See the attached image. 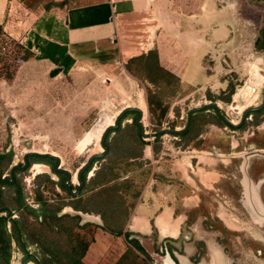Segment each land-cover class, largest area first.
I'll return each instance as SVG.
<instances>
[{
	"label": "rangeland",
	"instance_id": "374dc122",
	"mask_svg": "<svg viewBox=\"0 0 264 264\" xmlns=\"http://www.w3.org/2000/svg\"><path fill=\"white\" fill-rule=\"evenodd\" d=\"M195 1L187 0L189 8L184 9L189 11ZM205 2H210L215 13L220 14V26L213 27L209 19L205 20L202 73L189 86L182 83L177 74L152 66V59L133 61L130 71L125 68L128 58H118L109 66L80 63L68 72L40 54L24 60L23 50L15 43L26 47L28 44L21 41L20 35L14 34L19 26H14V21L9 22L0 34V55H7L5 64L0 63V154L6 156L0 160L1 176L8 175L12 164L22 163L27 151L50 152L60 158L61 167L74 174L69 182L74 188L77 185L75 173L80 165L89 155L102 151L99 139L103 129L113 122L123 107L139 104L143 106L142 123L149 135L145 140L152 143L154 151L166 147L163 150L173 155L190 150L188 146L196 145L205 130H217L232 143L238 140L237 148L242 144L247 147L264 144V108L249 114L238 128L227 124L214 108H203L191 115V126L185 135L166 132L157 142L151 136L161 129L183 127L187 110L209 101L215 102L224 116L237 123L245 108L257 105L263 99L264 52L256 48L254 42L264 25V0ZM174 5L178 6V3ZM206 12L212 14L211 6L206 7ZM16 16L20 15L17 13ZM214 29H219L218 38L210 40ZM149 62L151 67H148ZM6 65L10 77L4 75ZM175 68L181 70V65ZM163 108L166 109L164 115ZM135 115L128 112L122 119L119 143L93 163L92 171L89 169L91 174L86 173L85 185L77 198H72L61 188L62 176L52 170L53 161L49 163L31 157L26 170L15 171L25 201L36 208L34 197L38 192L50 200L62 197L66 204L59 213L79 215L80 225H102L101 213L108 207V222L122 227L147 178L138 159H133L139 150L130 124ZM88 135H91L89 139ZM115 137L116 130L109 133V143H113ZM132 160L137 163L136 170ZM99 168L105 172L102 176L95 175ZM114 174L119 175L116 181L107 183L113 188L103 190L98 203L85 205L86 210L71 206L75 201L83 204ZM11 193L12 189L6 186L5 194ZM243 213V218L227 219L232 228L238 229L239 235L236 240L232 235L222 239L226 262L264 264V218L249 216L251 211ZM92 229L88 225L76 232L89 238ZM28 250L39 255L34 244H29ZM23 255L20 248L13 246L9 261L0 260V264H23ZM149 258L148 264L163 261L162 255L153 254ZM25 264L35 262L30 260Z\"/></svg>",
	"mask_w": 264,
	"mask_h": 264
},
{
	"label": "crops",
	"instance_id": "0c3cea01",
	"mask_svg": "<svg viewBox=\"0 0 264 264\" xmlns=\"http://www.w3.org/2000/svg\"><path fill=\"white\" fill-rule=\"evenodd\" d=\"M186 5L187 0H0V25L14 21V34L35 56L65 72L80 63L109 66L156 50L160 64L189 86L202 73L205 20L220 26V14L205 0L193 2L189 11ZM200 136L190 150L170 155L166 147L154 151L146 144L142 156L133 158L147 178L124 230L149 255H162V264H227L222 239L239 235L227 219L243 218V211L264 218V155L250 154L264 151V144L237 148L238 140L232 143L217 130ZM136 164L132 160L134 170ZM125 248L123 236L97 227L83 261L113 264Z\"/></svg>",
	"mask_w": 264,
	"mask_h": 264
},
{
	"label": "trees",
	"instance_id": "16d2710c",
	"mask_svg": "<svg viewBox=\"0 0 264 264\" xmlns=\"http://www.w3.org/2000/svg\"><path fill=\"white\" fill-rule=\"evenodd\" d=\"M2 28L3 26L0 25V34L2 32ZM15 44L17 47H20L23 50L22 59L26 60L34 55V52L31 51L29 47H26L20 43ZM254 45L256 48L264 52V25L260 29L259 35L255 39ZM6 56V53L0 55V63L2 62L3 65L6 62ZM142 59L143 61L152 59L154 65L149 62L148 67H151V65L156 66L164 70L165 72L172 74V72H170L160 64L156 50H151L147 53H141L139 55L128 58V61H126L125 68L130 71L131 63L133 61H139ZM7 69L8 66L6 65V67L4 68V70H6V73H4V75L10 77L11 73L8 72ZM211 107L214 108L217 113L223 118L224 115L216 108V106H208L204 109H208ZM263 108L254 111V113L262 111ZM165 111L166 109L163 108L162 115L165 114ZM134 117L130 124L132 125V128L134 129L136 135L135 141L139 143V150L136 155V157L138 158L139 156H142V150L144 146L146 144H150L151 142L146 141L140 135L139 127L134 122ZM190 126L191 121L189 122L188 126L181 131H172L175 128H167L156 131L151 136H154L155 142H157L160 139L161 135L166 132L174 133L177 136H183L187 133V131H189ZM240 126L241 124L237 127ZM122 131L123 128L120 124V126L116 130V137L114 138L113 143H109L108 137L106 138L105 143L108 146L106 154L109 153L115 143H119L122 136ZM5 157V155L0 154V160ZM41 160L50 162V159L48 158H41ZM86 173L83 174L84 185L86 181ZM104 173L105 172L103 171V169L99 168L95 175L102 176ZM118 176V174H114L111 178H107L105 180L106 183H104L102 189H98L95 192L91 193L87 197V199L83 201V204L81 202L75 201L71 203V206L74 209L86 210L84 208L85 205L89 203H98L99 196L102 195L101 192L103 190H110L113 188V185L107 183H109L110 181H116ZM122 180L126 179L123 178ZM69 185L72 187L71 184ZM6 186L12 189V193L9 196L5 194ZM60 186L63 190L67 191V189L61 184V180ZM0 191V260H3V262L5 263L9 261V256L12 247L16 246L17 248H20L24 253L22 258L23 264L30 260L34 261L35 264H85L83 261V257L88 249L89 244L94 240L95 229L97 227H101L103 230L108 231L115 236H123L126 244L124 252L113 264H148V262L146 261L150 259L149 254L142 247L138 239L132 236V233L130 231L124 230L131 211L128 213V216L122 227H118L115 224H110L108 222V216L110 214L109 212H107L108 207H106V212L101 213V218L103 220L102 225H90L88 223H83L82 225H80L79 215H68L59 213L61 207L66 204L64 198L62 197L56 196L54 200H50L48 197L43 196L41 195V193L38 192L35 194L34 197V201H36L38 207L35 208L27 204L25 201L22 186L20 185L16 177V173L15 181L12 184H0ZM78 195H71V197L77 198ZM106 202L108 203V201ZM13 212L17 214L16 217L11 216ZM88 225L93 228L92 234L89 238H87L85 235H82V233L76 232V229H81ZM29 244H34L36 246L37 250H39V255L32 253L28 250Z\"/></svg>",
	"mask_w": 264,
	"mask_h": 264
},
{
	"label": "water",
	"instance_id": "95a60500",
	"mask_svg": "<svg viewBox=\"0 0 264 264\" xmlns=\"http://www.w3.org/2000/svg\"><path fill=\"white\" fill-rule=\"evenodd\" d=\"M208 106H217V105L215 102L209 101L208 103H205L203 105L195 106V107L188 109L187 113H186L185 125L181 128H175L172 131H181V130L185 129L190 122L191 114L194 111L206 108ZM263 107H264V90H263V99L261 100V102L258 103L257 105H253V106H249V107L245 108L242 111L241 116L239 118V121L237 123L232 122V120L227 118L226 116H223V120L227 124L234 126V127H237L246 119V117L249 114H251L252 112L257 111ZM128 112H134L136 114L134 117V122L139 127V133L144 139L148 138L149 135L146 132L145 127L142 123V118H143L142 109H140L137 106H125V107H123L121 110H119L117 115L114 117L113 122L111 124L107 125L103 129V131L100 135L99 144L102 148V151L89 155L86 158V160L80 165V167L77 169V171L75 173L76 179H77V185H76L75 189H72L71 186L69 185V182H72V177L74 174H72L70 170H68L64 167H61L60 158L57 155L52 154L50 152H37V151H27L26 153H24L22 163L12 164L9 167L8 175L0 177V184H2V183L12 184L15 181V171L16 170H19V171L26 170L30 165V158L31 157L48 158L54 162V164L52 166V170L56 173H61L64 175V177L61 180V184L67 189L69 194L72 196L78 195L80 193V191L82 190L83 185H84L83 174L86 172L88 173V175L91 174V171L93 169V167H92L93 163L97 159L102 158L106 154V152L108 150V146L105 143L106 138L108 137L110 132H113V131L118 129V127L121 124L122 119L125 117V115H127ZM255 153L264 155V151H252V152H250V154H255ZM89 169H91V171H89ZM0 195H1V191H0Z\"/></svg>",
	"mask_w": 264,
	"mask_h": 264
},
{
	"label": "flooded vegetation",
	"instance_id": "af4514ba",
	"mask_svg": "<svg viewBox=\"0 0 264 264\" xmlns=\"http://www.w3.org/2000/svg\"><path fill=\"white\" fill-rule=\"evenodd\" d=\"M238 128V127H237ZM52 162V160H50V162L49 163H51ZM60 175H62V178L64 177V175L63 174H61V173H59ZM62 178H61V180H62ZM26 203L27 204H29V205H31V203L30 202H28V201H26ZM38 205V204H37ZM12 217H16L17 216V214L15 213V212H13L12 213V215H11ZM9 226V225H8Z\"/></svg>",
	"mask_w": 264,
	"mask_h": 264
},
{
	"label": "bare ground",
	"instance_id": "6f19581e",
	"mask_svg": "<svg viewBox=\"0 0 264 264\" xmlns=\"http://www.w3.org/2000/svg\"><path fill=\"white\" fill-rule=\"evenodd\" d=\"M137 107H139L140 109H143V106L141 104H139ZM101 131V130H100ZM98 132L94 133V136L97 135ZM92 135V134H91ZM91 135H88L87 139L90 138Z\"/></svg>",
	"mask_w": 264,
	"mask_h": 264
}]
</instances>
